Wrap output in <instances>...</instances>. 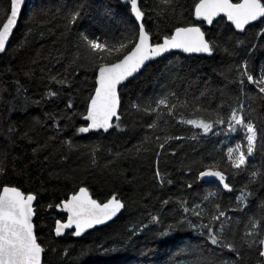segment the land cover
<instances>
[{
  "label": "snow or ice",
  "instance_id": "snow-or-ice-1",
  "mask_svg": "<svg viewBox=\"0 0 264 264\" xmlns=\"http://www.w3.org/2000/svg\"><path fill=\"white\" fill-rule=\"evenodd\" d=\"M25 5L7 0L3 7L0 55H8ZM119 6L124 14L106 8L108 23L95 30L83 23L91 16L88 0L35 10L21 48L37 36L52 37L53 48L17 69L7 88L0 83L8 113L0 112V264H51L50 255L56 264H159L149 242L175 250L164 264H264V199L257 196L264 189V63L251 64L257 52L264 57V0H119ZM217 53L234 61L225 88L235 99L212 81L191 79L195 71L183 62ZM160 64L158 92H130ZM37 75L39 98L32 99L25 84ZM81 75L85 85L92 78L91 87L81 88ZM177 81L187 86L176 90ZM33 104L53 110L26 127L11 121ZM41 129L52 133L44 141L34 139ZM177 130L183 134H169ZM113 135L137 143L124 151L79 143ZM53 145L61 162L77 154L84 164L72 170L71 188L41 205L45 173L47 181L62 175L46 167ZM134 156L150 161L151 180L142 183L134 167L123 168L135 164ZM93 173L114 186L93 190ZM41 209L58 214L51 227L39 223ZM133 209L140 218L124 226L123 239L87 243ZM133 251L132 260L121 259Z\"/></svg>",
  "mask_w": 264,
  "mask_h": 264
},
{
  "label": "trees",
  "instance_id": "trees-1",
  "mask_svg": "<svg viewBox=\"0 0 264 264\" xmlns=\"http://www.w3.org/2000/svg\"><path fill=\"white\" fill-rule=\"evenodd\" d=\"M66 3H73L74 0H65ZM91 5L89 11L91 16L87 18L83 23L86 27H91L92 30H95L100 24L108 23L106 19L103 18V11L111 7L113 11L123 15L124 10L119 6V0H88ZM186 4H190L191 0H184ZM7 0H0V17L3 15V7L6 5ZM57 3V0H27L26 5L22 11V15L19 21V24L14 32L13 37L10 40L9 52L8 55H0V83L3 84L5 88L8 87L9 84L13 83L14 73L17 72V69L21 68L23 65L29 63L33 59H37V53L43 52L44 56H47L48 51L53 48V38L47 36L42 39L37 36L35 40L29 41L24 48H21V44L24 42L25 33L28 30V26L33 24L32 14L35 10L43 7H53L54 4ZM113 27H118L113 25ZM251 35V34H249ZM43 45V48L41 47ZM63 47V42L60 44ZM183 61V58H182ZM186 67H191L195 71V75L191 77V79L195 80L196 77H201L204 80L212 81V87H219L223 89L230 98L235 99V91L231 88V86L225 88L226 84H229L231 77L228 75V68L234 65V61L228 57H225L223 53H217L215 58H201L199 55H192L186 61H183ZM166 63V62H165ZM256 63H264V57L261 56V53L257 52L255 56L252 58L251 64L255 65ZM163 68V64L153 65L149 68L147 72L141 77H138L136 81L133 82V85L130 86L131 93H139L143 92L145 95H150L154 92L159 91V85L157 83L156 77L159 74V69ZM85 77L81 75L79 80L81 81V88L91 87L92 78L88 77V84L85 85L82 82ZM163 83V81H161ZM186 83L184 85L181 82L177 81L175 88L176 90H181L183 87H186ZM25 87L29 89L28 96L32 99H38V93L40 91L39 86V76L37 75L35 82H28L25 84ZM202 87V85H201ZM8 91H13L11 88H8ZM14 95V92H13ZM199 95V93H197ZM11 100L12 97H6ZM217 102H219L217 100ZM22 101L17 103V107L20 108L22 105ZM206 103V102H205ZM48 106H37L31 105L28 109L27 115H25L23 110L14 112L11 114V121L13 123H18L21 126L26 127L28 123L33 118H41L43 119V114L47 111H52ZM191 110H189L190 112ZM0 112L3 113V117L7 118L8 113L3 112V105H0ZM51 131L48 129L38 130L34 139L38 141H44L47 139L49 135H51ZM169 134H183L181 131L169 132ZM162 135V134H161ZM222 138V137H221ZM130 141V142H129ZM81 144L88 143H100L106 145L108 148H113V150L124 151L125 148L131 149L133 145L137 143L136 139H130V137H117L113 135L108 139H100L98 140L96 137H90L88 139H82L79 141ZM35 146V145H33ZM115 146V147H114ZM27 147V146H26ZM27 151L31 152L30 148H27ZM59 145H53L50 153V159L46 165L47 168H50L55 171L62 172V175L58 181H47V175L45 173L44 180L42 183L44 184V188L47 189V192H44L42 189V198L41 205H46L50 199L52 198V192H63L67 188H71L75 181L71 179L72 170H80L83 167L82 158L73 154L69 161L61 162L58 155ZM49 155L48 152L42 153L40 155V160L43 161V156ZM106 153L101 154V163H105L106 161L103 159ZM135 164H133L132 160L127 161L123 164V168L125 170L134 167L136 169L137 176L143 178L142 183L144 181L151 180L152 173L150 171V161L148 159H139L135 156L133 157ZM259 163V160L256 161ZM41 165H35L33 168V172H38ZM95 177L90 181L93 186V190L95 191H106L109 188H112L114 185L106 178L102 173H93ZM240 179V178H238ZM122 190L127 193L129 192V186L126 184H118ZM206 188L211 187L206 185ZM176 188H172V192H176ZM257 196L260 199H264V189L257 190ZM256 203H259L257 201ZM58 214L55 211H51L48 213H44L43 209H41V217L39 223L48 225L51 227L52 218L57 217ZM140 218V213L133 209L129 214H125V216L117 221L115 224H111L108 228H103L100 232H94L91 236L88 237L87 243H91L99 240V242H103L106 240L118 241L123 239L124 234V226L128 225L130 221H136ZM48 231V228H45V232ZM43 235V233H41ZM193 244L197 243V241L193 240ZM144 241H140V246L143 247ZM149 247L155 248L158 250V254L160 256L159 264H164V261L169 259V256L175 251L170 246L160 245L154 242L148 243ZM167 253V254H166ZM137 252H129L125 254L121 259L132 260L133 257L137 256ZM100 259H105L104 257H99ZM51 264H56L57 257L49 256L48 257ZM135 264V262H133Z\"/></svg>",
  "mask_w": 264,
  "mask_h": 264
},
{
  "label": "water",
  "instance_id": "water-1",
  "mask_svg": "<svg viewBox=\"0 0 264 264\" xmlns=\"http://www.w3.org/2000/svg\"><path fill=\"white\" fill-rule=\"evenodd\" d=\"M27 1V0H26ZM193 55H197V54H193Z\"/></svg>",
  "mask_w": 264,
  "mask_h": 264
}]
</instances>
